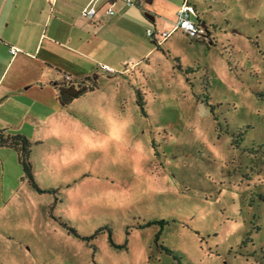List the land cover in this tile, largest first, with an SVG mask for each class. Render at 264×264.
<instances>
[{"label": "rangeland", "instance_id": "374dc122", "mask_svg": "<svg viewBox=\"0 0 264 264\" xmlns=\"http://www.w3.org/2000/svg\"><path fill=\"white\" fill-rule=\"evenodd\" d=\"M222 3L226 11L218 16L202 15L212 46L173 33L166 38L170 48L158 46L159 55L106 77L97 92L76 103L89 122L79 119L64 130L62 142L46 144L54 147L52 157L32 175L54 193L30 187L12 222L21 248L0 249V259L264 264V0ZM175 60L190 69L187 76ZM91 78L74 85L91 87ZM31 160L36 163L35 152ZM50 211L81 236L108 225L113 243L123 247L110 246L104 233L90 248L69 236ZM161 220V231L154 224L136 228Z\"/></svg>", "mask_w": 264, "mask_h": 264}, {"label": "crops", "instance_id": "0c3cea01", "mask_svg": "<svg viewBox=\"0 0 264 264\" xmlns=\"http://www.w3.org/2000/svg\"><path fill=\"white\" fill-rule=\"evenodd\" d=\"M91 1L0 0V136H22L30 143L33 175L37 168L42 171L44 160L52 157L54 147L46 149V144H58L64 130L76 125L79 119L89 122L88 116L76 108L77 102L97 92L99 82L106 77L159 55L157 46L170 48L167 39L158 45L148 38L145 33L148 28L157 36L178 32H172L176 12L187 1L195 8L196 21L206 27L212 39L202 15L216 17L226 11L223 0H142L134 7L115 2L114 14L107 15L105 0H95L97 16L88 21L80 16V10ZM11 48L17 52L11 54ZM168 50L164 52L168 54ZM103 66L111 71H103ZM93 75L97 77L98 88L61 105L60 88L69 86L68 81ZM40 147L44 149L42 152L38 150ZM33 152L35 164L31 160ZM28 193L30 185L18 148L0 144L1 250L21 248L16 246L22 240L12 222L14 210L19 212L17 208H22ZM6 263L0 259V264Z\"/></svg>", "mask_w": 264, "mask_h": 264}, {"label": "trees", "instance_id": "16d2710c", "mask_svg": "<svg viewBox=\"0 0 264 264\" xmlns=\"http://www.w3.org/2000/svg\"><path fill=\"white\" fill-rule=\"evenodd\" d=\"M213 45V43H211ZM253 44L255 46H257V42L254 41ZM258 47V46H257ZM157 49L158 46H157ZM261 56L262 59L264 61V52L261 51ZM175 65L174 67L176 69H178L180 72H182L185 76H187L190 73V69L189 68H181V66L178 64L177 60H175ZM228 66L230 68L231 71H235L236 72V67H231L230 66V62H228ZM88 79V78H85ZM94 81L91 85V87L88 88H84V87H79L80 83L77 84V89L74 88V84H76V81H68L70 84L69 86H67L65 89L64 88H60L59 89V96H58V100L61 103V105L65 106L67 104H69L72 100L77 99L79 97H81L82 95H84L85 93L89 92V91H93L94 89H96L98 87V83L95 82V80L97 79L96 75H93L92 78ZM186 81H188V79L186 78ZM205 90L208 86V82L205 81ZM207 96V93L205 94ZM257 96H260L259 94ZM137 103L139 104V106L141 105L140 102V98L139 96H137ZM239 135V136H238ZM237 138L238 141L237 143H235L234 141L232 142L233 144H239V142H241L242 140V133L238 134ZM9 144L12 145L14 147H17L19 150V154H20V161H21V165H22V169H23V173L25 175V177L27 178L29 185L32 189H34L35 191L39 192V193H54V190L52 189H41L35 182L33 175H32V167H31V163L29 161V153H30V143L22 136H16V137H6L3 138L2 136H0V144ZM250 154H257V152L253 149H250V151L248 152ZM49 217L51 219H53L60 227H62L69 236L76 238L80 241H83L86 243V245L88 247H92L94 248L95 246L92 244V241L94 239H96V237H98L101 234H108V241L110 246L115 247V248H122L123 246L121 245H115L111 239V233H112V229L110 228V226L108 225H103L98 227L97 229L94 230V232L89 235V236H81L78 234L77 230L71 226V224L66 221V220H62L60 217H56L54 216L51 211L49 214ZM158 225L160 227V231L161 229L164 227V225L166 224L165 221L161 220V221H148L146 223H144L143 225H137V229H141V228H147L151 225ZM160 231L157 233V235L154 238V242L157 244L158 240H159V236H160ZM125 234L128 235L129 234V230L126 227L125 228ZM160 249L162 251H164L167 255H171L173 258L177 257V252L170 250L168 248H166L165 246L161 245L159 246Z\"/></svg>", "mask_w": 264, "mask_h": 264}, {"label": "built area", "instance_id": "2783aa9c", "mask_svg": "<svg viewBox=\"0 0 264 264\" xmlns=\"http://www.w3.org/2000/svg\"><path fill=\"white\" fill-rule=\"evenodd\" d=\"M94 1L92 0L90 3L85 5L81 10H80V16L83 19H86L88 21H94L96 16H97V10L94 5ZM107 4V8L105 13L107 15H113L114 11L112 9L113 4L115 2H120L126 7H134L138 4H141L142 0H105ZM196 11L193 5L188 3L187 1H183L177 12H176V22L173 27V31H180L182 32L186 37H188L191 41L194 42H205L208 41L209 45L212 43V39L209 37V33L206 29L205 26L200 24L199 22L196 21ZM146 36L153 40L156 44L160 45L164 43L166 38L170 35L171 32H164L162 34H159L157 36L151 28H148L146 30ZM17 50L15 48L10 49L11 54H15ZM103 71L105 72H110L111 70L108 67L103 66L102 67Z\"/></svg>", "mask_w": 264, "mask_h": 264}]
</instances>
